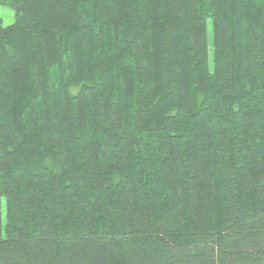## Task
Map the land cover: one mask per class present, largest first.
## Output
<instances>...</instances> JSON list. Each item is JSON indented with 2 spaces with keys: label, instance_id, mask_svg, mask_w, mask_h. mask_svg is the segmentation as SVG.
I'll return each instance as SVG.
<instances>
[{
  "label": "trees",
  "instance_id": "16d2710c",
  "mask_svg": "<svg viewBox=\"0 0 264 264\" xmlns=\"http://www.w3.org/2000/svg\"><path fill=\"white\" fill-rule=\"evenodd\" d=\"M0 4V264H264V0Z\"/></svg>",
  "mask_w": 264,
  "mask_h": 264
},
{
  "label": "rangeland",
  "instance_id": "374dc122",
  "mask_svg": "<svg viewBox=\"0 0 264 264\" xmlns=\"http://www.w3.org/2000/svg\"><path fill=\"white\" fill-rule=\"evenodd\" d=\"M0 18L2 25L6 26L11 24L14 21V12L13 10L7 6L0 4ZM207 34L209 38V45H208V55H209V67H211L212 64V45H211V23L210 20H207ZM1 217L2 221L4 222L5 217V203L4 199L1 200Z\"/></svg>",
  "mask_w": 264,
  "mask_h": 264
}]
</instances>
